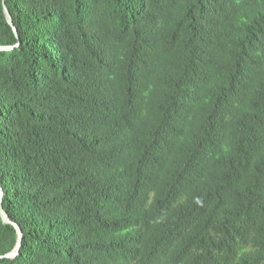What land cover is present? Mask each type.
<instances>
[{"label":"trees","instance_id":"trees-1","mask_svg":"<svg viewBox=\"0 0 264 264\" xmlns=\"http://www.w3.org/2000/svg\"><path fill=\"white\" fill-rule=\"evenodd\" d=\"M0 46V264H264V0H0Z\"/></svg>","mask_w":264,"mask_h":264},{"label":"water","instance_id":"water-1","mask_svg":"<svg viewBox=\"0 0 264 264\" xmlns=\"http://www.w3.org/2000/svg\"><path fill=\"white\" fill-rule=\"evenodd\" d=\"M3 11H4V15H5V18L7 20V23L11 26L15 36L18 38V35H17V30L16 28L14 27V24L12 22V18L9 14V11L8 9L6 8L4 2H3ZM18 45V44H17ZM15 45V46H17ZM13 47L12 46H9V47H6V46H0V51H7V50H11ZM2 195H3V191H2V188L0 186V206H1V199H2ZM1 217H2V220L4 223H11L9 218L2 212L1 210ZM15 229H16V232H17V240H16V245L14 247V249L7 253L6 255L4 256H0V258H8V259H13L16 255H18L19 253V248H20V245H21V240H22V233L19 229V227L16 225V224H13Z\"/></svg>","mask_w":264,"mask_h":264}]
</instances>
